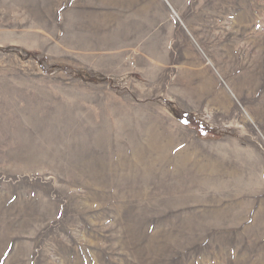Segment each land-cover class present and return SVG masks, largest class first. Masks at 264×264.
I'll return each instance as SVG.
<instances>
[{"label":"rangeland","instance_id":"374dc122","mask_svg":"<svg viewBox=\"0 0 264 264\" xmlns=\"http://www.w3.org/2000/svg\"><path fill=\"white\" fill-rule=\"evenodd\" d=\"M0 264H264V0H0Z\"/></svg>","mask_w":264,"mask_h":264},{"label":"crops","instance_id":"0c3cea01","mask_svg":"<svg viewBox=\"0 0 264 264\" xmlns=\"http://www.w3.org/2000/svg\"><path fill=\"white\" fill-rule=\"evenodd\" d=\"M96 19L97 23H93V24H96V25H101V34L103 35V37L105 36H108L110 38L109 42H108V47H103V49L109 51V54L102 57V56H95V57H98L97 59L95 57H92V55H83L82 57H79V58H87V59H91L92 60L90 62V66L87 67L89 70L92 69V70H102L103 73L105 74H112V75H118V74H123V70H120V66L123 65V66H129L132 65V59H127L126 57H121L120 55L117 56V52H119L120 48L121 49H125L127 46H128V42L126 41L124 45H115L114 42H116V39L115 37L119 34L120 35H124L126 38L127 36L129 37L130 35L132 36L133 35V31L132 29L128 28V27H131L133 28L132 25H126V27L124 29H121L119 26L115 25L114 23H112L110 20L108 19H99L98 18H94ZM120 30H119V29ZM98 30V28H96V31ZM130 31V32H129ZM118 32V33H117ZM131 41H134V39H132ZM80 49V47H79ZM101 58V61L98 62V59ZM121 58H123L125 61L122 62L121 61ZM103 61H109L112 63V67L111 68H100V63H102Z\"/></svg>","mask_w":264,"mask_h":264}]
</instances>
